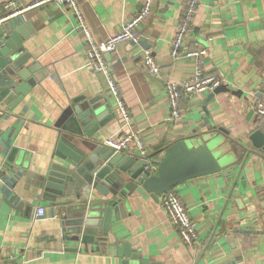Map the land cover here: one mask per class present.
Wrapping results in <instances>:
<instances>
[{
    "label": "crops",
    "instance_id": "1",
    "mask_svg": "<svg viewBox=\"0 0 264 264\" xmlns=\"http://www.w3.org/2000/svg\"><path fill=\"white\" fill-rule=\"evenodd\" d=\"M34 1L0 0V20ZM186 1L157 0L152 18L138 29L140 40L120 45L106 59L129 126L105 79L90 67L89 45L70 9L49 4L5 22L30 25L34 33L23 47L44 65L48 77L15 108L0 106L3 264H119L125 243L152 264H264V151L249 140L254 132L264 135V119L256 113L257 103L264 101V0H199L184 48L206 51L203 73L221 80L222 86L217 93L183 97V117L174 122L168 85L191 80L197 68L194 59L171 56ZM78 2L97 42L118 33L142 6V0ZM145 51L157 61L158 77L143 67ZM96 99L109 100L116 114L94 136L97 143L134 131L149 155L162 157L178 141L194 144L208 131L215 134L207 136L218 137L224 173L232 175L194 179L173 189L195 224L194 247L185 245L171 223L164 195L158 201L134 195L121 221L113 220L114 245L106 251L60 236V207L42 198L39 179L60 164L54 157L56 144L73 126L75 108ZM130 151L137 153V148L132 145ZM40 209L43 216H38Z\"/></svg>",
    "mask_w": 264,
    "mask_h": 264
},
{
    "label": "water",
    "instance_id": "2",
    "mask_svg": "<svg viewBox=\"0 0 264 264\" xmlns=\"http://www.w3.org/2000/svg\"><path fill=\"white\" fill-rule=\"evenodd\" d=\"M33 33L27 23L18 27L0 25V106L15 108L48 77L44 65L23 47ZM106 59H111L110 54ZM75 112L73 126L59 136L56 144L54 157L60 164H53L39 179L42 198L60 207L58 230L63 240L106 251L114 245L110 242L113 220L121 221L134 195H149L158 201L182 183L224 173L218 137L207 136L215 134L211 131L194 144H172L155 162L135 151L116 153L93 141L116 118L109 100H91L84 107H76ZM249 140L255 149L264 151L261 132H254ZM122 252L119 264H152L129 243L123 244Z\"/></svg>",
    "mask_w": 264,
    "mask_h": 264
},
{
    "label": "built area",
    "instance_id": "3",
    "mask_svg": "<svg viewBox=\"0 0 264 264\" xmlns=\"http://www.w3.org/2000/svg\"><path fill=\"white\" fill-rule=\"evenodd\" d=\"M157 0H142L141 10L130 20L124 23L121 30L109 37L106 41L97 42L92 29L85 17L84 11L78 0H35L28 7L21 10H14L11 14L0 20V25L6 21L22 15L24 12L43 7L49 4H57L70 9L77 19L79 29L85 36L89 45L88 60L90 67L95 73L101 75L106 82L107 88L111 96L117 103V110L124 124L129 126V113L121 97L119 86L111 73L110 67L106 61L107 54L117 52L120 45L132 42H138L142 35L139 33V27L148 22L154 13V7ZM199 0H187L185 11L183 13L179 29L172 43L171 56L174 60L180 61L183 58H191L196 61L197 68L191 80L172 81L168 85V96L171 106V121L180 122L183 117V111L180 108V102L183 97L191 99L196 95L206 92H214L222 86L221 80L214 76H206L202 69V59L207 54L204 50H187L184 48V41L190 34L191 26L196 15ZM12 5H8L9 8ZM143 67L152 77H158L161 73L157 61L153 57L151 51H145L143 56ZM256 113L259 118L264 119V101H259L256 105ZM104 147L114 150L116 153H129L130 148L135 146L137 154L146 159L150 156L143 140L138 133L131 131L127 134L112 137L102 143ZM171 223L178 229L180 237L185 245L194 247L196 243L195 224L192 221L188 209L183 204L179 196L174 190L167 192L163 199ZM44 210L38 211V216H43ZM0 264H3L0 255Z\"/></svg>",
    "mask_w": 264,
    "mask_h": 264
},
{
    "label": "trees",
    "instance_id": "4",
    "mask_svg": "<svg viewBox=\"0 0 264 264\" xmlns=\"http://www.w3.org/2000/svg\"><path fill=\"white\" fill-rule=\"evenodd\" d=\"M184 99H187V98L184 97ZM150 160L158 162L160 160V156L158 154L157 155H151ZM238 164H239V162H238Z\"/></svg>",
    "mask_w": 264,
    "mask_h": 264
}]
</instances>
